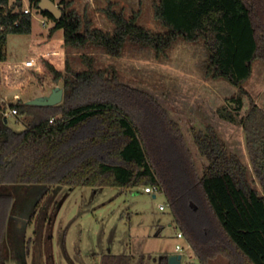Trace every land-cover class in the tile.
<instances>
[{
  "label": "trees",
  "instance_id": "1",
  "mask_svg": "<svg viewBox=\"0 0 264 264\" xmlns=\"http://www.w3.org/2000/svg\"><path fill=\"white\" fill-rule=\"evenodd\" d=\"M30 2L55 23L48 38L32 40L31 53L55 83L63 82L64 98L56 106L21 100L11 104L26 116L27 128L21 132L0 114V264H6L3 248L15 191L51 185L123 190L158 185L200 264L221 256L228 264H264V107L253 102L241 121L220 112L242 125L261 193L249 181L247 166L213 126L199 127L187 118L192 123L188 127L185 117L124 83L117 70L96 68L91 55H82L84 70H75L69 59L64 70L57 66L69 47L94 46L120 58L130 42L161 56L179 38L202 40L208 53L206 76L246 93L243 85L253 64L264 62V0H154V18L162 32L140 25L139 11L126 17L115 10L112 0L103 9L114 24L112 31L95 27L87 13L79 14L70 3L62 2L63 14L56 19L39 7L40 0ZM12 3L0 0V61L7 67L5 84L14 86L24 84L27 71L6 62L8 37L30 34L33 14L15 10ZM59 30L63 39L54 38ZM236 102L239 109L242 101ZM133 260L132 255L109 254L102 264ZM161 262L168 264V259ZM137 264H145L144 258Z\"/></svg>",
  "mask_w": 264,
  "mask_h": 264
},
{
  "label": "rangeland",
  "instance_id": "2",
  "mask_svg": "<svg viewBox=\"0 0 264 264\" xmlns=\"http://www.w3.org/2000/svg\"><path fill=\"white\" fill-rule=\"evenodd\" d=\"M54 1L61 8L64 1L79 14L87 13L95 27L114 29L103 11L108 0ZM153 1L112 0L115 10L123 11L126 17L139 11L140 25L162 32L164 27L154 18ZM22 2L25 6L31 5L30 0ZM54 25L49 17L35 13L30 34L8 37L6 62L20 63L33 56L32 40L48 38ZM63 36V30H59L54 38L63 39ZM83 54L91 55L98 69L117 70L124 83L152 94L171 114L185 117V123L188 118L199 127L213 126L229 151L247 166L252 186L263 193L252 169L242 125L224 119L220 112H230L241 121L253 102L264 107V62L258 60L253 64V74L244 83L246 93H243L224 79L206 76L208 53L202 40L189 43L179 38L161 56L151 47L130 42L120 58L111 57L94 46L83 50L69 47L63 49L61 61L57 59L58 68L64 70L69 59L75 70L86 69ZM4 64L0 63V95L9 96V104L17 102L12 99L16 94L27 102L49 95L56 86L63 88V82L55 83L52 75L41 67L27 70L24 84L6 85ZM238 99L242 101L239 109ZM7 123L19 132L27 128L25 115H9ZM186 124L189 127L192 123ZM13 204L3 248L6 264H102L109 254L132 255L133 264L141 257L145 264H161L177 253L182 255V264H200L187 240L178 238L179 227L170 208L159 209L160 204H167L163 193L154 197L145 193L143 187L123 190L33 186L15 191ZM192 205L197 207L195 203ZM177 245L182 247L181 251L176 249ZM211 264H228V261L221 256Z\"/></svg>",
  "mask_w": 264,
  "mask_h": 264
},
{
  "label": "built area",
  "instance_id": "3",
  "mask_svg": "<svg viewBox=\"0 0 264 264\" xmlns=\"http://www.w3.org/2000/svg\"><path fill=\"white\" fill-rule=\"evenodd\" d=\"M11 7L14 8L15 10L20 9V11H22L24 14H33L34 15L35 13H38L37 9H35L31 5L25 6L23 4V2L20 1V0H18L16 2H13L11 4ZM0 10H1V7H0ZM43 23H44V25L46 24L45 21ZM0 63H5V62L0 61ZM18 64H20L25 71H27L29 69H34V68H40L39 58L37 56H35V55L29 57L28 59H26V60H24V61H22V62H20ZM8 97L9 96H1L0 95V101L3 103L1 105L2 107L0 106V114H2V116L5 118V120H7V122H8L9 115H14V116H18L19 115L18 110L16 108H12L11 104H16L21 99L19 95H17V94L13 95L12 99H14L17 102H14V103L12 102V103L9 104ZM143 191L145 193H148V194L156 195L158 193H161V187L158 186V185L144 186L143 187ZM167 207H168L167 204H160L159 205V209L161 211H165L167 209ZM177 236H178V238H184L182 232H180V231L178 232ZM176 249L178 251H181L182 247L180 245H177Z\"/></svg>",
  "mask_w": 264,
  "mask_h": 264
},
{
  "label": "water",
  "instance_id": "4",
  "mask_svg": "<svg viewBox=\"0 0 264 264\" xmlns=\"http://www.w3.org/2000/svg\"><path fill=\"white\" fill-rule=\"evenodd\" d=\"M39 7L42 10L52 14L56 19H60L63 14L62 8L57 5L54 0H40ZM63 98L64 89L62 87L56 86L52 89V92L49 95L38 96L27 101V104L36 106H56L62 103ZM154 197H156V195H154ZM167 259L168 264H182L181 254H173L168 256Z\"/></svg>",
  "mask_w": 264,
  "mask_h": 264
},
{
  "label": "crops",
  "instance_id": "5",
  "mask_svg": "<svg viewBox=\"0 0 264 264\" xmlns=\"http://www.w3.org/2000/svg\"><path fill=\"white\" fill-rule=\"evenodd\" d=\"M56 33H57V32H56ZM56 33H55V34H56ZM66 50H67V48H66ZM177 254H180V253H177Z\"/></svg>",
  "mask_w": 264,
  "mask_h": 264
}]
</instances>
